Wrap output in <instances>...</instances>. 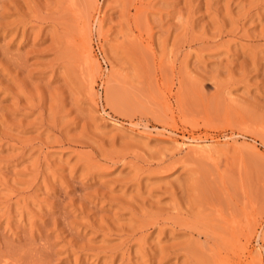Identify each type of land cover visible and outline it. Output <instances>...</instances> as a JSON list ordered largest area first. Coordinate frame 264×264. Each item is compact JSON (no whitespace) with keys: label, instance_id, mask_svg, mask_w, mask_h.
<instances>
[{"label":"rangeland","instance_id":"1","mask_svg":"<svg viewBox=\"0 0 264 264\" xmlns=\"http://www.w3.org/2000/svg\"><path fill=\"white\" fill-rule=\"evenodd\" d=\"M0 264H264V0H0Z\"/></svg>","mask_w":264,"mask_h":264},{"label":"bare ground","instance_id":"2","mask_svg":"<svg viewBox=\"0 0 264 264\" xmlns=\"http://www.w3.org/2000/svg\"><path fill=\"white\" fill-rule=\"evenodd\" d=\"M88 56H89V55H88ZM84 63H85V62H84ZM87 68H88V67H87ZM191 143H192V142H191ZM193 143H194V142H193ZM195 143H196V142H195ZM197 143H198V142H197ZM197 143H196V144H197ZM196 144H195V145H196ZM197 146H198V144H197ZM200 146H201V145H200ZM202 147H203V146H202ZM201 153H202V152H201Z\"/></svg>","mask_w":264,"mask_h":264}]
</instances>
